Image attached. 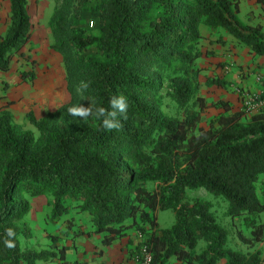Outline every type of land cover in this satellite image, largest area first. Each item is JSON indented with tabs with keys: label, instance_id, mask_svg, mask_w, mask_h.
I'll use <instances>...</instances> for the list:
<instances>
[{
	"label": "trees",
	"instance_id": "obj_1",
	"mask_svg": "<svg viewBox=\"0 0 264 264\" xmlns=\"http://www.w3.org/2000/svg\"><path fill=\"white\" fill-rule=\"evenodd\" d=\"M27 3L9 0V23L0 35L1 71L9 70L30 39ZM238 13L236 0H62L53 35L64 55L70 105L40 119L28 112L37 137L15 123L10 111L0 110V264L66 263L71 246L55 236L49 249L20 244L21 234L29 237L21 223L31 199L42 195L52 196L54 214L72 207L89 216L92 230L77 224L73 245L94 233L109 246L137 231L151 264L171 258L181 264H262L258 252L228 247V231L210 202L187 194L203 188L222 197L228 215L241 217L249 229V235L238 232V239L246 245L264 240V191L257 187L264 175V110H234L229 101L208 102L196 94L197 62L209 55L198 47L201 24L226 30L251 54L264 56V27L244 23ZM89 21L94 34L83 25ZM166 67L181 74L165 91L183 110L180 118L161 114L155 104ZM213 84L230 85L218 77L206 82ZM80 95L84 119L57 120ZM121 96L127 109L111 117L112 101ZM210 107L219 112L201 126ZM105 119L118 120L120 127L106 128ZM158 210L173 211L174 223L160 227ZM200 242L204 247L196 251Z\"/></svg>",
	"mask_w": 264,
	"mask_h": 264
},
{
	"label": "rangeland",
	"instance_id": "obj_2",
	"mask_svg": "<svg viewBox=\"0 0 264 264\" xmlns=\"http://www.w3.org/2000/svg\"><path fill=\"white\" fill-rule=\"evenodd\" d=\"M61 4L62 0H28L27 9L31 21L30 39L25 44V49L22 48V50L13 56V58H20L19 60L26 61L27 64L26 69L20 72V78L22 79L20 83L22 84L21 86L19 84L20 88L17 89V95L13 101V120L22 129L32 131L36 137L39 135V133L27 119V113L31 112L37 119H40L47 116L48 114H55L64 107H68L72 101V94L68 89V82L66 79L64 55L63 52L58 49L57 45H54L55 38L53 35V21ZM9 9V0H0V13L2 16L4 15L7 20H9ZM155 12L156 10L152 12L153 15ZM83 25H85L86 32L89 34L95 33L93 29L94 25L91 23V21L84 22ZM201 28V34H203L209 27H207L205 24H201L200 30ZM218 29L220 30L221 28ZM214 36H217V33H215ZM218 38L219 37H216L212 40V42L217 41ZM220 38L222 39V37ZM204 43L206 44V42H203L202 37L198 43L199 49L203 53H210V48L204 45ZM203 59L204 55L201 56L197 62L201 70L196 76V81L199 84L196 94L204 96L208 102L218 101V98L222 97L221 95L223 92L229 93L230 95H236L237 91L232 89V87L229 85L226 88H222L214 84L206 85V82L209 78L218 76H212V74L209 76L207 75L208 73L206 70H208V68L201 66L203 64L206 66L204 63L206 60L203 62ZM150 68V71L155 74L156 68ZM0 72L4 73L5 71L0 70ZM22 73L27 74L25 79L22 78ZM161 73V76H163L162 85L164 86V89L161 90L159 88L156 91L154 96L155 104L161 114L180 118L184 114L183 110L178 107V105L169 95L165 94V91L170 86L171 78L177 74H181L180 72L174 71L172 67H166L162 69ZM6 77L7 76L0 75V89L2 88L3 82L8 81ZM218 78L223 79L221 77ZM75 86L77 92L80 93V85L76 84ZM82 100L83 99L80 95V99L77 104L65 110L57 118V120H61L66 117V119L70 120L71 122H81L84 119V116L73 115V110L77 112L83 111L81 108ZM239 100L240 97L238 96L237 101L239 102ZM242 100L244 104V99L242 98L240 101ZM218 112L219 110L215 107L206 109L202 115L200 125L207 126L209 121ZM155 185V182H148L147 184L148 188L150 189H153ZM257 187L259 193L261 194V192L264 191V175L261 176ZM187 194L191 198L200 197L210 202L211 211L214 213L216 221L228 231V247L243 253L258 252L260 258L262 259V264H264V240L254 245H246L238 239V232L249 235V229L244 225V221L241 217L232 218L228 215V204L225 199L222 197L213 196L203 188L189 190ZM52 208L53 198L51 195H42L31 199L30 212L21 223L24 229L23 234L27 233L29 236L26 237L21 234L20 244L23 248L28 247L35 250L52 248L53 244L50 239V235L55 236L58 241L71 243L72 241L70 238H72L76 232H80L79 226L76 227L78 222L83 221L84 223H90L89 216L85 212L81 213V217H78L76 209L72 207L69 208L67 212H61L60 214H54ZM155 215L158 225L162 228L169 227L175 221L174 213L171 210H158L155 212ZM260 219L264 221V213L260 215ZM86 228L87 227H85V229ZM204 244V242H200L196 248V251L202 249ZM138 252L139 248L132 250V253L130 254V256H132L131 264H135L138 257ZM78 258H80V253ZM223 262L224 261H220L218 264H223ZM52 263L68 264L67 262L61 263L58 260L53 262L40 261L38 264ZM71 264H89V261H84V259L78 261L75 259L73 263L71 262ZM167 264L173 263L169 261Z\"/></svg>",
	"mask_w": 264,
	"mask_h": 264
},
{
	"label": "crops",
	"instance_id": "obj_3",
	"mask_svg": "<svg viewBox=\"0 0 264 264\" xmlns=\"http://www.w3.org/2000/svg\"><path fill=\"white\" fill-rule=\"evenodd\" d=\"M236 1L239 7L238 16L244 23L251 25L261 24L264 27L263 2L260 0ZM8 23L9 20L0 13V35L5 33ZM215 33H217V36H214ZM202 35H204L203 42H206L204 45L208 46L211 52L209 55L204 56L203 62L206 60L204 62L206 66L204 64L201 66L208 68L206 70L208 76L212 74V76L217 75L225 79L230 84L229 86L237 91L236 95L223 92L222 97L218 99L229 101L234 110L243 109L244 104L243 100L240 101L242 99L240 93H245L247 98H255L250 101L247 106L248 109L252 112L264 110V80L256 81L255 79L257 73L264 75V56L251 54L247 46L237 43L235 38L224 29L211 30L208 28ZM216 37H222L223 42H212ZM19 59L13 58L10 62L9 70L4 73L0 72V75L7 76L8 80L3 82L0 89V110L7 109L12 115H14L13 101L17 95V89L20 88L19 84L20 86L22 84L20 83L22 81L20 72L25 70L27 65L26 61ZM238 96L240 97L239 102L237 101ZM256 98L260 99L256 100ZM77 215L81 217V213ZM83 223V221L78 222V224ZM85 227L89 231L92 230L89 222L83 224V228ZM100 241L101 235L91 233L90 235L84 234L76 238L74 245L73 242L66 243L71 246L66 253V262L71 264L75 259L78 261L84 259V261H89V264H131L132 256L130 254L133 249H137L141 238L138 232L134 231L109 246H103ZM79 253L80 258H78ZM169 261L173 264H181L173 258Z\"/></svg>",
	"mask_w": 264,
	"mask_h": 264
},
{
	"label": "clouds",
	"instance_id": "obj_4",
	"mask_svg": "<svg viewBox=\"0 0 264 264\" xmlns=\"http://www.w3.org/2000/svg\"><path fill=\"white\" fill-rule=\"evenodd\" d=\"M112 104H113V109L114 111L110 112L109 115L111 117H117V113L119 112L120 114H123L125 113L126 109H127V102L125 100L124 97H118V98H115L113 101H112ZM104 110L103 109H100V112L102 113ZM88 113L86 111H75L73 110V115H81V116H86ZM104 125L106 128H118L120 127V124H119V121L116 120V119H105L104 120ZM9 246H11L9 244Z\"/></svg>",
	"mask_w": 264,
	"mask_h": 264
},
{
	"label": "built area",
	"instance_id": "obj_5",
	"mask_svg": "<svg viewBox=\"0 0 264 264\" xmlns=\"http://www.w3.org/2000/svg\"><path fill=\"white\" fill-rule=\"evenodd\" d=\"M256 81H261L264 80V75L261 73H257V75L255 76ZM240 95L242 96V98L244 99V108L246 111L248 112H252L250 109L247 108V106L249 105L250 101H252L253 99H255L254 97H246L247 95L244 93H240ZM259 98H256V100ZM141 241L139 242V252H138V257L136 259L135 264H151V254L147 248V246L142 243L143 241V237L141 234H139Z\"/></svg>",
	"mask_w": 264,
	"mask_h": 264
}]
</instances>
